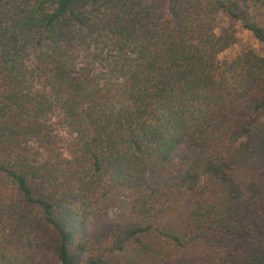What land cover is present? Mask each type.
<instances>
[{"label": "trees", "instance_id": "trees-1", "mask_svg": "<svg viewBox=\"0 0 264 264\" xmlns=\"http://www.w3.org/2000/svg\"><path fill=\"white\" fill-rule=\"evenodd\" d=\"M251 1L0 0V264H264ZM244 32L262 54L220 59ZM117 191L129 218L90 227Z\"/></svg>", "mask_w": 264, "mask_h": 264}, {"label": "rangeland", "instance_id": "rangeland-1", "mask_svg": "<svg viewBox=\"0 0 264 264\" xmlns=\"http://www.w3.org/2000/svg\"><path fill=\"white\" fill-rule=\"evenodd\" d=\"M254 3L251 0H246V7L242 10L243 17L246 19L255 12L253 8ZM257 22L264 27V9L261 10L260 15L256 18ZM254 50L258 54H262L263 47L255 39V37L248 32H244L239 36L238 42L235 46L229 49L227 52L222 53L220 59L222 60H234L243 51ZM30 58L27 61V65L30 67L36 66V56L38 51L32 50ZM78 70H83L91 78L94 73L100 71V67L93 63V67H89V59L83 56L78 64ZM264 119V118H263ZM66 140H70L69 136L62 134ZM179 157V155H178ZM177 157V158H178ZM131 194L128 191L114 192L102 201L96 203L91 208V214L89 219L90 227H99L106 224H119L126 221L129 218L130 210V198ZM37 264H60L57 256L53 252H46L40 255L36 261Z\"/></svg>", "mask_w": 264, "mask_h": 264}]
</instances>
